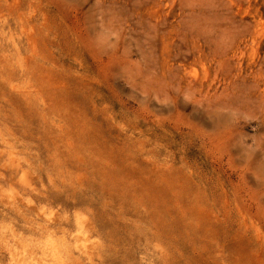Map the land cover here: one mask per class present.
<instances>
[{
	"label": "rangeland",
	"instance_id": "rangeland-1",
	"mask_svg": "<svg viewBox=\"0 0 264 264\" xmlns=\"http://www.w3.org/2000/svg\"><path fill=\"white\" fill-rule=\"evenodd\" d=\"M0 264H264V0H0Z\"/></svg>",
	"mask_w": 264,
	"mask_h": 264
}]
</instances>
